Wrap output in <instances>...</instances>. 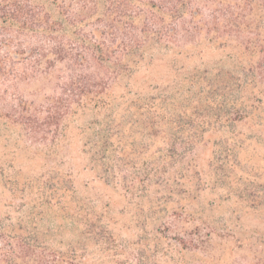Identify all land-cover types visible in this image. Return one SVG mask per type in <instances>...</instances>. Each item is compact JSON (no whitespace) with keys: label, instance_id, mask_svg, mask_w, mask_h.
<instances>
[{"label":"rangeland","instance_id":"obj_1","mask_svg":"<svg viewBox=\"0 0 264 264\" xmlns=\"http://www.w3.org/2000/svg\"><path fill=\"white\" fill-rule=\"evenodd\" d=\"M187 3L180 26L197 33L149 48L115 92L167 98L159 106L168 117L193 124L177 144L193 154L154 158L162 178L128 192L84 147L93 115L71 122L56 144L33 146L0 106V229L8 236L36 254L58 253V264H264V0ZM56 93L54 80L37 77L16 83L6 102L40 107ZM171 144L159 138L153 149ZM136 162L141 171L144 160Z\"/></svg>","mask_w":264,"mask_h":264},{"label":"trees","instance_id":"obj_2","mask_svg":"<svg viewBox=\"0 0 264 264\" xmlns=\"http://www.w3.org/2000/svg\"><path fill=\"white\" fill-rule=\"evenodd\" d=\"M187 7V0H0V106L9 109L33 146L56 144L71 122L93 115L95 120L84 128V147L100 174L118 180L128 192L136 184L145 188L150 176L162 178L165 167L159 161L193 154L177 147L193 124L168 117L169 108L159 106L167 98H127L115 90L144 63L149 48H169L197 33L191 25L180 26ZM37 77L56 82L57 93L44 105L6 102L16 83ZM166 123L176 131H165ZM159 138L170 140V149L154 151ZM139 159L144 160L141 171L136 170ZM1 242L5 248L0 254L8 251L0 255V264L60 260L58 253L36 254L0 229Z\"/></svg>","mask_w":264,"mask_h":264}]
</instances>
